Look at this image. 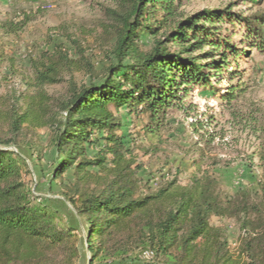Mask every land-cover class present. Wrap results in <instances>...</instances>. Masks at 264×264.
Wrapping results in <instances>:
<instances>
[{"label": "trees", "instance_id": "trees-1", "mask_svg": "<svg viewBox=\"0 0 264 264\" xmlns=\"http://www.w3.org/2000/svg\"><path fill=\"white\" fill-rule=\"evenodd\" d=\"M182 1L120 0L110 9L115 63L97 73V81L73 86L59 103L63 116L53 120L52 148L57 159L51 180L73 172V194L63 199L86 225L90 264L99 256L104 259L101 262H109L111 256L118 264L131 259L123 246L112 248L110 255L107 244L128 232L136 218L137 237L145 248L142 255L152 253L144 260L146 264L157 257L166 264H239L241 260L264 264L263 201L253 200L245 186L234 196L221 195L217 178L208 171L194 173L186 185L174 177L153 193H139L140 167L132 166L129 149L117 134L122 125L111 106L146 114L150 125L145 133L154 137L170 110L187 113L190 105L186 98L193 89L212 90L221 102L231 105L246 90L245 64L252 59V50L264 54V13L243 16L229 9H203L173 20ZM222 24L228 25L225 33ZM238 25L244 33L233 40L235 33L227 32ZM10 29L7 32L15 31ZM141 33L152 35L149 51L138 46ZM58 57L68 62L65 51L59 50ZM59 70L58 65H45L37 71L36 79L40 85L55 83ZM223 81L226 87H217ZM25 117L24 113L14 115V134ZM233 118L234 125L254 136L256 145L249 162L255 157L264 175V111L256 108L244 115L233 113ZM212 122L209 117L191 123L200 137L207 136L208 145L215 137L206 129ZM14 144L13 138L0 139V264H76L75 228L59 210L34 200L22 179L26 159L9 147ZM94 145L101 148L90 156ZM202 160L200 152L195 161L198 169ZM93 168L105 173V178L100 186L89 188L86 183L93 177ZM212 216L239 222L241 239L236 253L228 250L221 228L209 224Z\"/></svg>", "mask_w": 264, "mask_h": 264}, {"label": "rangeland", "instance_id": "rangeland-1", "mask_svg": "<svg viewBox=\"0 0 264 264\" xmlns=\"http://www.w3.org/2000/svg\"><path fill=\"white\" fill-rule=\"evenodd\" d=\"M119 1L0 0V139L13 138L15 144L9 147L25 157L27 166L22 170V179L34 200L59 210L67 223L75 228L79 253L76 264H88L91 258L85 242L87 229L76 218L71 204L63 199L73 194L72 170L51 180L53 162L57 159L52 148L55 131L52 123L63 116L58 106L73 86L79 88L97 81V73L115 63L112 54L115 29L109 10L115 9ZM203 9H229L231 13L248 16L264 13V0H183L176 8L173 20ZM226 26L222 24L223 33ZM9 29L15 31L7 32ZM232 32L235 33L232 39L237 40L244 30L238 25L227 33ZM138 46L142 51H149L152 35L141 33ZM59 50L68 54L66 64L59 60ZM252 51V59L245 64L246 90L231 105L221 102L212 90L193 89L186 98L190 105L187 113L170 110L165 125L154 137L145 133L150 125L146 114L110 107L121 121L122 127L117 134L129 149L132 166L140 167L137 173L141 179L139 193H153L174 177L181 185H186L194 173L200 175L201 171H208L217 178V190L221 195L234 196L241 186H245L253 200L264 202V175L255 157L251 164L249 162L256 140L248 130L233 124V113L244 115L256 108L264 111V54ZM45 65H58L61 73L57 82L38 83L36 73ZM226 84L223 81L217 87L223 89ZM22 113L26 115L25 122L14 134L12 119ZM209 117L213 122L206 129L215 137L208 145L205 143L207 136L200 137L191 123L208 121ZM100 148L99 145L92 146L89 155H95ZM200 152L203 160L198 169L195 161L199 160ZM107 157L111 158L110 155ZM91 171L93 177L86 185L89 188L100 186L105 173L97 168ZM138 223V218L134 219L128 232L118 234L107 244L110 255L116 247L123 246L128 251L131 259L123 264L147 263L144 261L147 258L142 255L145 248L137 237ZM209 224L221 228L230 253L240 249L241 230L235 218L212 216ZM62 256L60 254L59 258ZM109 257V262H101L104 259L99 256L94 264H118ZM149 264L166 263L157 257ZM239 264L248 262L241 260Z\"/></svg>", "mask_w": 264, "mask_h": 264}, {"label": "built area", "instance_id": "built-area-1", "mask_svg": "<svg viewBox=\"0 0 264 264\" xmlns=\"http://www.w3.org/2000/svg\"><path fill=\"white\" fill-rule=\"evenodd\" d=\"M143 256H144L145 258L149 259V258L152 257V253L149 252V251H146V252L143 253Z\"/></svg>", "mask_w": 264, "mask_h": 264}, {"label": "water", "instance_id": "water-1", "mask_svg": "<svg viewBox=\"0 0 264 264\" xmlns=\"http://www.w3.org/2000/svg\"><path fill=\"white\" fill-rule=\"evenodd\" d=\"M88 251V250H87ZM88 264H90V258L88 259Z\"/></svg>", "mask_w": 264, "mask_h": 264}]
</instances>
